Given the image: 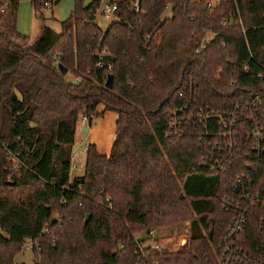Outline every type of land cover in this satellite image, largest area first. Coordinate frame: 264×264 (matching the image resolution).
Here are the masks:
<instances>
[{
	"label": "trees",
	"instance_id": "1",
	"mask_svg": "<svg viewBox=\"0 0 264 264\" xmlns=\"http://www.w3.org/2000/svg\"><path fill=\"white\" fill-rule=\"evenodd\" d=\"M82 1L61 33L30 36L18 0H0V264L28 239L35 264H220L237 180L264 199V150L248 138L264 117V0H111L105 28V0ZM100 106L118 114L111 152L89 145L72 180L79 120ZM263 216L252 206L230 245L261 257ZM185 223V246L140 250L138 232Z\"/></svg>",
	"mask_w": 264,
	"mask_h": 264
},
{
	"label": "rangeland",
	"instance_id": "2",
	"mask_svg": "<svg viewBox=\"0 0 264 264\" xmlns=\"http://www.w3.org/2000/svg\"><path fill=\"white\" fill-rule=\"evenodd\" d=\"M93 0H83L82 5L87 6ZM18 30L24 35L36 36L42 25L50 27L57 33L62 32V22L67 20L75 7L76 0H61L55 3L52 8L44 7L42 2V10L36 12L32 0H18ZM102 12H98L97 19L100 24L108 26L112 20H105L101 16ZM43 15V18H42ZM172 15V6L166 10L163 18ZM68 80H72L71 75L67 76ZM98 108L99 116L94 117L92 124L89 122L87 126L90 131L85 133V123L82 122V116L79 120L75 144L72 147L73 165L72 180L76 176H82L85 172L86 153L89 145H97L101 153H110L116 137V121L118 114L115 111ZM157 239L162 243L163 247L171 251L185 246L188 243L187 232L188 224L180 227H158ZM147 233H139L136 238H147ZM148 239V238H147ZM148 244V243H147ZM14 264H35L34 255L32 251L23 250L15 257Z\"/></svg>",
	"mask_w": 264,
	"mask_h": 264
},
{
	"label": "built area",
	"instance_id": "3",
	"mask_svg": "<svg viewBox=\"0 0 264 264\" xmlns=\"http://www.w3.org/2000/svg\"><path fill=\"white\" fill-rule=\"evenodd\" d=\"M218 0H212L210 3L207 4V7L210 8L217 3ZM44 3V7L52 8L55 4L56 0H42ZM136 8L139 7V0L135 1ZM118 10V6L116 3L112 2L111 0H105L99 9L101 16L105 20H116V12ZM98 11V12H99ZM97 23L100 27L105 28L106 26L100 24V21L97 19ZM149 40V39H147ZM105 49L103 52H106ZM100 68H104V64L102 61L98 63ZM109 70H112V66L108 67ZM223 116H229V113L224 114ZM226 122V119H223ZM82 122L87 124L89 122V118L86 115L82 116ZM233 122H229L230 126H234ZM248 138L252 140L253 146L256 152L260 153L264 150V117L258 118L256 116H252L250 118V131H248ZM214 167V166H213ZM213 169V168H212ZM252 182L250 179H246L245 177H241L237 180L235 184V190L239 193L240 202L236 205V214L235 217L226 232V234L222 238V247L225 251V254L219 259L220 264H231L233 262L241 263L247 262L248 264H264V249H258V253L261 257H250L245 250L239 249L230 245L232 239H234L238 234L244 232L247 223H248V211L251 209L252 206L257 204H264V199L260 195H255L251 192ZM261 227L264 230V216L260 220ZM148 239H139L140 240H147L144 244L140 245V250L143 251V248L151 247L158 252L162 253L165 250H169L163 247L162 243L157 239L156 235L158 234V229H152L149 231ZM148 243V244H147ZM179 249V248H178ZM175 249V250H178ZM23 250L32 251L34 250V242L32 239H28L24 246Z\"/></svg>",
	"mask_w": 264,
	"mask_h": 264
},
{
	"label": "water",
	"instance_id": "4",
	"mask_svg": "<svg viewBox=\"0 0 264 264\" xmlns=\"http://www.w3.org/2000/svg\"><path fill=\"white\" fill-rule=\"evenodd\" d=\"M60 70L65 74L66 73V70L65 68L60 65ZM106 87L111 89L113 87V75L112 74H109L108 77H107V81H106ZM84 131L85 133H88V126H86L84 128ZM88 220H89V216H87L86 220H85V224L88 223Z\"/></svg>",
	"mask_w": 264,
	"mask_h": 264
},
{
	"label": "crops",
	"instance_id": "5",
	"mask_svg": "<svg viewBox=\"0 0 264 264\" xmlns=\"http://www.w3.org/2000/svg\"><path fill=\"white\" fill-rule=\"evenodd\" d=\"M101 109H104V107L102 106ZM81 120H82V119H81ZM116 124H117V121H116ZM86 126H87V124H86ZM86 126H85V127H86ZM85 127H84V128H85ZM89 131H90V127H88V132H89ZM95 146H96L97 150L99 151L98 146H97V145H95ZM99 152H100V151H99ZM110 152H111V151H110ZM100 153H101V152H100ZM102 154H107V155H108V154H110V153H102ZM72 156H73V153H72ZM72 158H73V157H72ZM74 167H75V166L73 165V159H72L71 179H72V171L74 170ZM75 168H76V167H75ZM75 177H76V176H75ZM75 177H74V178H75ZM77 177H78V176H77Z\"/></svg>",
	"mask_w": 264,
	"mask_h": 264
}]
</instances>
